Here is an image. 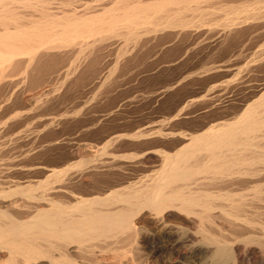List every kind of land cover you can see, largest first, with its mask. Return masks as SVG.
<instances>
[{"label":"bare ground","instance_id":"6f19581e","mask_svg":"<svg viewBox=\"0 0 264 264\" xmlns=\"http://www.w3.org/2000/svg\"><path fill=\"white\" fill-rule=\"evenodd\" d=\"M77 1L0 0V70L2 71L4 66L18 67L21 61H24L26 66L35 67L43 59L48 60L50 64L51 62L57 64L62 61L58 60L61 59L59 56L62 58L69 56L67 60L63 58L65 64L63 63L62 67L68 71L71 70V67L67 66L70 56L83 58L80 55L86 52L87 55H93L92 57L105 56V53L109 50L113 52L115 48L120 52L126 48L121 49L119 40L123 39L122 44L129 41L133 44V41L140 40L138 38L140 31H144L145 37L151 32V37L148 36L150 40L160 34L163 35V40L166 37L165 42L178 41L181 46L180 42L185 41L191 49L202 44L205 48L227 41L232 42L233 40L229 41L231 38L243 36L246 31L247 35L248 30L257 33V36H264V0H107L108 2L103 0L107 2L106 4H103L102 0H93L96 2L95 6L97 4L103 6L98 5L99 8L95 7L89 11L86 9H90L91 6L93 8L94 5L91 3L93 1L88 0L91 1V5L83 0V3L79 2L81 0L78 3ZM78 4L85 5L81 8ZM19 8L28 10H23L22 13ZM29 9L31 12L26 14ZM84 9L85 11L81 12ZM257 36L255 38L258 39ZM106 37H110L107 42L103 39ZM96 38L103 40L97 41L96 44L100 42L101 46L97 45L100 47H95L94 50L91 49V40ZM252 38L248 39L252 41ZM238 39L240 37L234 39L236 44ZM244 40L246 41V38ZM144 43L146 46V41ZM226 45L224 46L228 47L229 44ZM136 46L137 48L135 45L133 47L141 49L140 46L139 48L138 45ZM156 46L159 47L157 44ZM258 48L254 51L255 54L258 50L261 53L260 50L262 51L261 48L264 47ZM252 55L250 57L254 58ZM259 55H263V51ZM262 57L263 59H255L257 62L258 60L264 62V55ZM231 60L229 58L225 61ZM248 61L244 66L242 65L246 75H249L252 68L258 64L256 62L254 65L252 60L254 66L251 67ZM72 65L76 67L74 63ZM219 65L209 69L219 71L221 74L230 73L232 70L227 66ZM116 66L118 68L117 64ZM257 69L255 67V70ZM113 71L109 69L107 74L105 73L104 80H107L110 73H114ZM236 71L237 76L242 75V71L240 73ZM202 75L196 76L202 78ZM254 76V80L249 78L254 82L240 76L241 79L237 77L238 81L235 78L236 83L229 79L211 85L205 83L206 86L202 91L204 93L200 92L201 95L197 96L196 90L192 94L190 92L176 97L177 99L172 100L168 107L166 116L146 121L135 133L129 135L131 142L126 141V144L131 146H136L135 143L139 145L144 143V146L146 140L149 143V139L152 140L154 137V141L162 146L155 151L148 150L150 147L144 148L145 151L142 149L143 151L139 152L141 154L139 160H132L138 153L136 155L130 153L131 159H127L130 161L123 159L125 154L115 153L120 150L119 145L116 144L123 137L110 134L103 135L101 146L94 148V151L98 152L96 153L98 158L94 154L92 159L83 161L81 158L77 161L74 159L76 156L71 154L70 158H67L71 161L67 162V165L58 164L57 168L38 166V163L37 166L32 165L35 166L33 168H30L29 164H27L29 167H26L21 162L28 157L30 148L29 150L23 148V151L17 154L15 152L16 155L11 154L12 163L6 164L4 168L0 167L3 177L7 175L11 177L12 173L26 174L32 170L41 171L46 176L44 181L35 180V183L31 181L34 184L29 182L26 185H22L16 178V181L4 180V178L1 181L7 184V189L0 187L2 188L0 190V256L2 258L0 264L1 262L35 264L42 259L45 260V264H91L99 257L98 255L101 256L106 251L112 254V258L115 259L114 264H133L132 262L135 261L140 263L141 252L128 258L126 254L131 251L127 253L126 245H130V248L135 245L134 249L137 251V243L141 241L139 239L144 232L141 221L145 218L154 223L157 232H148L143 240L150 239L151 243L171 242L173 249L179 247L178 235L183 234L180 232L190 230L193 239L200 242L198 244L206 246L209 253V259L205 255L209 262L202 264H264V77L262 79L259 77L261 80L255 82L257 76L256 79ZM185 78L182 76L172 80L173 82L169 86L162 87L157 95L175 89L185 81ZM104 80L103 82L101 80V83L109 82ZM48 119L49 117L46 121ZM54 120L58 121L55 118ZM178 120H182L180 121L182 123L183 120L189 121L192 128L188 131H167L168 128L166 131L163 130L165 132L161 131L166 125ZM53 122L51 121L49 125L51 126ZM19 135L9 138L11 145L13 139L14 142L18 144L21 142L25 147L34 143L35 139L31 140L33 137L30 139L22 137L20 133ZM27 135L30 136V133ZM32 135L35 136L33 133ZM37 136H35L36 143L39 138ZM18 144L19 148L20 144ZM164 145L166 146L163 149ZM41 146L42 144L39 151L44 150ZM107 148L111 151L108 152ZM81 149L83 150V147ZM155 152L159 154L158 157L156 156L158 164L153 166L151 163L155 161L151 158ZM26 159L29 160V157ZM149 164L157 169H150L152 173L137 175L138 170L149 167ZM95 175H106L108 178L99 177L94 182L80 184L82 178L89 176L94 178ZM170 213H174L179 219L177 221L181 227L174 226L173 223L172 226L170 224L168 226L166 222ZM123 246L126 248L123 249Z\"/></svg>","mask_w":264,"mask_h":264},{"label":"rangeland","instance_id":"374dc122","mask_svg":"<svg viewBox=\"0 0 264 264\" xmlns=\"http://www.w3.org/2000/svg\"><path fill=\"white\" fill-rule=\"evenodd\" d=\"M56 1H58V0H56ZM78 1H77V3H78ZM87 1L88 0H86V1L83 0V2L89 3V5H91V3L93 5H94V3L96 4V2H94L95 0L94 1L91 0V1H93V2L90 1L91 3L89 1L88 2ZM98 1H101V0H98ZM79 2L83 3L82 0ZM101 2L102 3L104 2L103 4L107 3L103 0ZM80 4H78V5H80ZM84 5L85 4H83V6ZM98 5H99V7L103 6L102 4H97L96 6L94 5L93 8H91L92 7L91 6L90 9H88V10L86 9V11L93 10V9H95V7L99 8ZM83 6H81V8ZM19 10H21V8H19ZM23 10L24 9L21 10L22 13H23ZM25 10H28V9H25ZM84 11H85V9L81 10V12H84ZM30 12L31 11L29 9V11L28 12L26 11L25 13L28 14ZM237 16H239V15H237ZM240 16L242 17L241 14H240ZM250 32H252V33H250ZM140 33H139L140 37H138V38H140V40L137 38L139 41L138 40L133 41V44L135 45L136 48H137L136 45H138V48L140 46L141 49L140 48L139 49L134 48L133 47L134 45L132 44L131 41H129V42L124 41L125 43L122 44L123 39H120L119 44L121 45V49L125 47L126 48L125 50L122 49L119 52L115 48V50H112L115 53H113V52H111V50H109L108 53L104 54L105 56H102V55L101 56H94V57H97L95 59H94V57H92L93 55H87L88 53L86 51H85L86 53H84L83 55L82 54L80 55V56H83V58H81L79 56L78 57L75 56L77 59L81 58L78 60L76 58H74V56L73 57L70 56L71 59L68 58V60L70 62L67 63L68 64L67 66H68V68L71 67V70H68V71L67 70L65 71L64 69H62V67H63V63L65 64V60H67V57H69V56H66V57L63 56V58L64 57L66 58L65 60L61 56H59V58H61V59H58V60H62V61H59V63H57V64L55 62H53L55 64H52V62L50 64L48 60L43 59L41 62L40 61L38 62V65L36 67L34 65L26 66V64H24V61L19 62L18 65H20V66H18V67H16L17 65L13 66V68H10L12 66H9V68L4 66V69L2 68L4 71L0 70V106H1L0 107V129H1L0 130L1 131L0 132L1 133L0 134V149H2L0 152V155H1L0 156V167L4 168L5 166H7L6 164H9V163L11 164L12 161H10V160L12 158V155H16L19 151L20 152L23 151V148H24V150H29V148H30L31 151L29 150V153H28L29 154L28 155L29 160L26 159L28 157H26V158L24 157L27 161H25V159L21 158V160L22 159L23 160H22V162L21 161L20 162L22 164L26 165V167L30 166V168L37 166L36 163H38V166L44 165L43 167H48V168H55L56 166L59 167L58 164L60 166H61V164L67 165L66 163L71 161V160H68L70 158L69 156L71 154H72V156L77 157V158L76 157L74 158L77 161L81 160V158L83 161H87L88 158L92 159V158H94V154H95V157L98 158L99 156H98V154H96L98 152H97V150H96V152L94 150L101 146V143H102L101 137L103 135H106V134L118 135V136L120 135L123 137V138L121 137L122 139H120V141L117 142L116 145H119L118 147L120 148V150L117 147H115L116 149H118L117 152H115V153L118 154V152H119L121 155L125 154L128 158L124 155L126 157V159H125V157L123 159L126 161H130L127 159H131V157L134 153H135V155H136V153H138V155L135 156V159H132V160H134V161L139 160L140 159L139 157L141 155L140 153H141V151L144 150V148L148 149L150 147L148 150L151 149V150L155 151V149L156 150L161 149L162 146L160 143L157 144L156 140L154 141L155 137L152 138L153 141L151 139H149L150 145L148 143V140H146L144 146H143L144 143L140 144V145H139V143L138 144L135 143L136 146L135 145L131 146L129 144H126L127 142H131V141H129V139L131 137V136L129 137V135H132L133 133H135V131H137L139 128H141L143 123H145L146 121H150V120L153 121V120L160 119L163 116H166L168 113V107L171 105V102H173L175 99H177L182 94L186 95V94H190V92L192 94L193 92H196V90H197L198 93L196 95L197 96H198V94L201 95L204 93L202 91L206 86L205 83L207 85H211L212 83L214 84V82L218 83L219 81L221 82L223 80L228 81V79H229V81H234V83H236L238 81L237 77H239L241 79V77L243 76L244 79H249V78L253 79V75H255L254 76L255 79L257 76V80L255 82H258L259 80L262 79V77H264V73H263L264 62H263V60H261L262 63L259 60H258V62L256 60L259 58V56H261L259 59H263L262 56L264 55V48H261V47L262 46L264 47V44H263L264 43V39H263L264 36L263 37H261L262 35L257 36L258 34L256 33L257 34L256 35L255 32H253V31L248 30V34H247L248 37L245 34V33H247V31L245 33H243V36H240V35L237 36L238 38L240 37L241 40L243 38L244 39L246 38V41L244 39H243V41L238 39L237 44H236L235 40L237 37L234 38L235 40L233 38H231L229 41L233 40L232 42L227 41L224 43H219L222 45V47H221V45L216 44V45H212L210 47H205L206 50L202 46L203 45L202 44V45H198L195 48V49H198L199 51L198 50L195 51L194 48L193 49L188 48L190 46H187V43L185 41L180 42L181 46L179 45L178 41H177V43L175 41H173L172 42L173 44H172L171 42H165L167 40L166 37H164V40H163V35L160 36V34H159L156 36L159 38V40H158V38L155 37V38L151 39L152 40V42H151L150 38H148V36H150L152 34L151 32H150L151 34L150 33H149V35L147 34L146 37H145L146 34L144 33V31L143 32L140 31ZM146 33H148V32H146ZM254 34H255V36H253ZM249 35H250V37H249ZM256 36L258 37V39L255 38ZM251 37H253L252 41H250ZM108 38L110 39V37H106L103 39H104V41L106 40V42H107V40H109ZM142 38H144L145 40H143ZM146 38H147V40H146ZM103 39L101 38V40H100V38H96L95 40H91L92 41L91 49L95 50L98 47L97 45L101 46L100 42H98V44H96V43H97V41H99V40L102 41ZM155 39H157L156 40L157 42L156 41L153 42ZM142 40L144 42L146 41V46H144L145 43ZM162 41H164V42H162ZM244 41H245V43H247L246 45H245V43H243ZM139 42H140V44H139ZM174 42L176 45L174 44ZM234 42H235V44H234ZM240 42H242L241 45H240ZM147 43H151V44L147 45ZM163 43H165V46L166 45L168 46V44L169 45L171 44V45L168 47L167 46L165 47V46H163ZM183 43H185L186 45ZM226 43H227V45L229 44L228 47H230V48L224 46V45H226ZM156 44L159 47H157ZM160 44L163 46V48ZM261 44H263V45H261ZM233 45L234 46L236 45L237 47L235 46L236 47L235 48ZM256 45L257 46L259 45L258 47H260L262 49L263 55H259L262 53V51L260 50L261 53H259V50H258V52L256 51L258 53V56H256L257 53L255 54V52H254L258 48ZM127 46H129V47H127ZM199 46H200V48H199ZM213 46H215V48ZM219 46H220V48H219ZM132 47L134 48L133 51L131 50ZM254 47L256 49H254ZM203 48H204V50H202ZM219 49H221V50H219ZM227 49H229V50H227ZM129 50H131L132 53H130ZM136 50H137V52H136ZM236 50L237 51L239 50V51L237 52ZM116 51L120 55L116 54L117 53ZM121 51H123V52L121 53ZM203 51H205V52H203ZM235 52L238 54H236ZM215 53H217V54H215ZM252 54H254L255 56ZM248 55H249V57H247ZM251 55L254 58L250 57ZM119 56H121V57L119 58ZM237 56L240 59L235 58ZM19 57L23 58L25 56H19ZM232 57H234V58H232ZM116 58L117 59L119 58L118 59L119 63H118ZM229 58H230V60L231 59L232 60L228 61V62L225 61V60H229ZM249 58L251 59L250 61L247 60ZM252 60H253L254 65L256 64V62L258 64H256L255 66L252 65V63H251ZM255 60H256V62H255ZM78 61H80V62L78 63ZM114 61H116V63ZM246 61H248L247 62L248 64L252 65L251 67L254 66L252 68L253 70L250 73H248L249 75H246L247 73L244 74L245 68L244 69L242 68ZM41 63H42V65L40 68L39 66ZM69 63H71V64H69ZM73 63H74V66L76 65L75 68L72 65ZM94 63H96V64H94ZM113 64H115V65L117 64L118 68H117V66L115 67V65H113ZM215 65L216 66L217 65L227 66L229 69L230 68L232 69V70L230 69L232 73L230 72L231 74L230 73L221 74L219 71L217 72V71H214V69H212V70L209 69ZM42 66H45V68ZM257 66L258 67L261 66L263 71L262 70L259 71V69H261V68H258ZM14 67H16V68H14ZM66 67H65V69H68ZM255 67H256V69L258 68L257 69L258 71L255 70ZM46 68H47V70H46ZM109 69L112 71L114 70L113 71L114 73H110L111 75H109V77H111V76L112 77L110 79H109V77L107 78V80H109V82L105 79L107 81V83H101V80L103 82L105 75L107 74L106 72H108ZM241 69H243V70H241ZM205 70H207L208 73ZM236 70L238 71V73H240L242 71L241 72L242 75H240L241 77L239 76V74L237 76V74L235 73ZM254 70H255V72H257V74L254 72ZM65 72H67V73L69 72V73L66 74ZM197 72H199V73H197ZM202 72H204V73H202ZM253 72H254V74H251ZM193 74H196L197 76L199 74H201V75L204 74V75H202V78H201V76L197 77L196 75H194L196 77L193 76L194 77L193 78V77H191ZM102 76H103V78H102ZM182 76L186 77L184 79L185 80L184 82H186V83L182 82L175 89H172L171 91H169L170 93L168 92L166 94H163L164 96L163 95H157V92L162 87L169 86L175 79L182 78ZM187 76H189V79ZM86 77H87V79H86ZM235 78L237 79V81H235L236 80ZM243 78H242V80H244ZM252 79L251 80L249 79V80L253 81L254 79L253 80ZM105 80H104V82H105ZM210 81H212V82L210 83ZM200 92H201V94H200ZM157 97H159V98H157ZM154 99H156V100H154ZM199 104H201V102ZM40 106H42V107L40 108ZM61 116H62V118H61ZM48 117L50 120L48 119V121H46ZM54 118L56 120L58 119V121H55ZM97 118H98V121L96 120ZM27 120H29V121H27ZM38 120H40V121L38 122ZM51 121L52 122L55 121V122L51 123V126H50L49 124ZM178 121L180 122L182 120H178ZM178 121L174 122L177 124L172 123V124H174V126L172 124L166 125L165 126L166 128L164 127V129H161V131L165 132L167 128H168L167 131H174V130H175V132L179 131V130L180 131H188L190 128H192L189 121L183 120V123L182 122L178 123ZM185 122H187V123H185ZM44 125H46V126H44ZM169 128H170V130H169ZM173 128H175V129H173ZM7 129H9V130H7ZM155 129L158 130V128H155ZM156 130H154V131H156ZM163 130H165V131H163ZM28 132L30 133V136L27 135V134H29ZM14 133H16V134L18 133V135L20 133L21 136L24 138H30L31 139L33 137L31 140L35 139L34 143L32 145L28 144V147L26 145V147H27L26 148L25 145L23 146V144L21 142H19V144H20L19 145L16 141L14 142L15 139H13V141H12L13 145H11L12 143H11V140H9V138L10 137L15 138L16 136H18ZM32 133L35 136L38 135L37 138L38 137L39 138L37 139L38 140L37 143H36V137L33 136ZM14 135H16V136L14 137ZM1 139H2V142H1ZM5 139H7V140H5ZM157 140H159V139H157ZM43 141L45 144H43ZM64 141H65V143H64ZM135 142H137V141H135ZM50 143H51V145H50ZM53 143H55V144H53ZM17 144L20 146L19 148H22V149H19ZM41 144L44 147V148H42L44 150L39 151L41 149L40 148ZM30 145L32 146V148L30 147ZM36 145H38V146H36ZM81 145H83L82 146L83 150L81 149L82 148ZM49 146H50V148H49ZM75 146H77V147H75ZM139 146H140V148H139ZM153 146H155V147H153ZM165 146L166 145L163 146V149L165 148ZM35 147L36 148L39 147V148L35 149ZM134 147H135V149H134ZM9 148H10V150H9ZM86 148H87V150H86ZM33 149H34V151L36 150L35 153H34V151H32ZM109 150L111 151V149H108V152H109ZM7 152H8V154H7ZM15 152H16V154H15ZM156 152L152 155V158H151L153 161H155V162L151 163L153 166H154V164H155V166H156V164H158V162H156V161H158L156 159V156L158 157L159 154H157ZM9 154L10 155L12 154V155L10 156ZM73 154H75V155H73ZM2 155H4V156H2ZM30 155H32V156H30ZM5 157H6V159H5ZM136 158H138V159H136ZM66 159L68 161H66ZM2 160H4L5 162L3 161V163H2ZM27 164H29V166ZM151 164H149L148 165L149 167H147V168H142L141 170H138L137 175H140V174L144 175L146 173L148 174V172L152 173L150 169H153V170L157 169L156 167H151L152 166ZM32 165H35V166H32ZM2 168H0V169H2ZM148 170H150V171H148ZM30 172H27L26 174L12 173L13 175L10 174L11 177L9 175H7L6 176L7 178L3 177V175L0 173V175L2 176V177L0 176V187L3 186V188H5V190L7 189V184H4L1 182L3 180V178H4V180L9 179V180H13V181H16V179H17L19 182H21L22 185L23 184L26 185L29 182L32 183L35 180L36 181H39V180L44 181L45 180V176H46L45 173L42 174V172L38 171V170L37 171L32 170ZM39 176H40V178H39ZM93 177L94 178H92L90 176L82 178L81 179L82 182L80 181V184H83V183L85 184L88 182L89 183L94 182L95 180H98L99 177L101 179H107L108 178L106 175H95ZM105 177H107V178H105ZM90 178L92 181L90 180ZM34 183H32V184H34ZM15 197H17V195H15ZM11 198H13V196H11ZM1 200H3V199H1ZM177 220L179 221V219H177L176 216H174V213H170L169 217L167 218L166 223L168 224V226H170L172 223H173L172 225L178 226L179 222ZM175 224H177V225H175ZM141 225L144 227L142 230L144 232L142 233V235L140 236L141 238L139 239V240H141L140 241L141 243L140 242L137 243V251H135V249H134L135 245L134 246L132 245L133 249L130 248V245H126V247H128L130 249V250L128 248L126 249L127 253L131 251V253H128L129 255L126 254L128 258L134 257L136 255V253H138V255H139V252H141V254L139 256H140V260H141V256H142V260H141L142 262L139 263V262L135 261V262H132L133 264H142V263L143 264H202V262H204V263L209 262L208 260H206L207 256L209 259V255H208L209 253L207 252L206 246H202L201 244H198L200 242H196V240L193 239V237L191 236V233H189L190 230H187V231L185 230V232L184 231L180 232L181 234L183 233L182 235H180V234L178 235L180 237V239H179L180 244H178V246L180 248L179 247L177 249L175 248L176 249V251H175V249H173L171 246V244H172L171 242H170L171 244L169 242L165 243L162 241L158 242V243H151L150 239H148V240L146 239L144 241L143 239H145L144 238L145 234H147L148 232H152V233L155 232L156 233L157 229H156L154 223L151 220H146V218L141 221ZM139 246H140V248H138ZM124 247L125 246H123V249L126 248V247L125 248ZM203 247H204V249H203ZM130 254H131V256H130ZM205 255H207V256H205ZM98 256H96V258L98 257L99 259L97 258L93 261L95 264H114V262H115V259L112 258L113 257L112 254L108 251L102 253L101 256L100 255H98ZM0 259H2L1 256H0ZM39 262L41 264L46 263L45 260L42 259V260H39L38 263L36 262L35 264H40ZM93 262L91 264H94ZM2 263L3 262H1V264Z\"/></svg>","mask_w":264,"mask_h":264}]
</instances>
